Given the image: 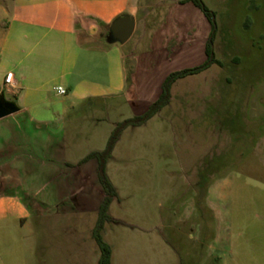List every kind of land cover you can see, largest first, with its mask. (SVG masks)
<instances>
[{"label": "rangeland", "instance_id": "1", "mask_svg": "<svg viewBox=\"0 0 264 264\" xmlns=\"http://www.w3.org/2000/svg\"><path fill=\"white\" fill-rule=\"evenodd\" d=\"M201 1L211 20L191 1L139 0L124 45L127 97L71 112L82 119L75 154L102 150L113 125L145 112L169 73L206 61L211 40L216 62L177 79L169 103L126 127L106 161L116 191L101 232L110 264H264V0ZM9 5L0 0V30ZM91 159L78 191L89 209L55 222L35 214L23 230L0 222V264H97L93 207L104 191Z\"/></svg>", "mask_w": 264, "mask_h": 264}, {"label": "crops", "instance_id": "2", "mask_svg": "<svg viewBox=\"0 0 264 264\" xmlns=\"http://www.w3.org/2000/svg\"><path fill=\"white\" fill-rule=\"evenodd\" d=\"M8 7L0 30V94L17 109L0 118V222L23 230L35 214L52 219L89 209L78 191L92 159L79 161L95 150L75 154L83 146L82 119L71 112L82 103L103 107L106 99L127 97L128 41H114L109 26L128 13L135 33L139 0H10ZM7 72L13 86L3 83ZM65 179L79 186L67 188ZM103 197L100 192L94 211Z\"/></svg>", "mask_w": 264, "mask_h": 264}, {"label": "trees", "instance_id": "3", "mask_svg": "<svg viewBox=\"0 0 264 264\" xmlns=\"http://www.w3.org/2000/svg\"><path fill=\"white\" fill-rule=\"evenodd\" d=\"M185 1H191L195 6L202 9L204 15L208 19L210 20L212 19L213 13L207 10V8L205 7V5L202 3L201 0H185ZM205 53L207 55V59L201 65L191 68H185L182 70L173 71L169 73L161 83L160 93L158 98L149 104L145 112H143L140 115H135L133 117L126 118L120 122H117L113 127V129L111 130L104 148L102 150H95L89 152L79 161V163H83L91 158L97 159L98 178L104 191V197L97 211V220L92 229V237L96 241V244L99 249L97 264L111 263V247L103 240L101 232L103 230L104 223L106 221L111 220V217L107 214V210L112 199L116 197V191L105 174V164L111 154L114 144L119 139L120 133L126 127L142 124L169 103L171 86L177 79L185 77L187 75L198 73L209 67L211 63L216 62V60L213 57V53L211 49V40H209L206 43ZM211 169L212 168L209 165H207L203 170L209 171ZM204 171L200 174V181H199L200 186H202L204 183L208 181L206 175L204 174Z\"/></svg>", "mask_w": 264, "mask_h": 264}, {"label": "water", "instance_id": "4", "mask_svg": "<svg viewBox=\"0 0 264 264\" xmlns=\"http://www.w3.org/2000/svg\"><path fill=\"white\" fill-rule=\"evenodd\" d=\"M135 18L125 13L114 18L109 26L111 37L121 44L126 43L134 32ZM16 106L13 102L0 98V118L5 117L14 111Z\"/></svg>", "mask_w": 264, "mask_h": 264}, {"label": "built area", "instance_id": "5", "mask_svg": "<svg viewBox=\"0 0 264 264\" xmlns=\"http://www.w3.org/2000/svg\"><path fill=\"white\" fill-rule=\"evenodd\" d=\"M13 82H14V79H13V73L12 72H7L5 75H4V78H3V83L4 85L6 86H13ZM54 90L59 93V94H64L66 92L65 88H63L62 86H55L54 87Z\"/></svg>", "mask_w": 264, "mask_h": 264}, {"label": "flooded vegetation", "instance_id": "6", "mask_svg": "<svg viewBox=\"0 0 264 264\" xmlns=\"http://www.w3.org/2000/svg\"><path fill=\"white\" fill-rule=\"evenodd\" d=\"M0 98H1V99H4V97H3V96H1V94H0ZM4 100H5V99H4Z\"/></svg>", "mask_w": 264, "mask_h": 264}]
</instances>
